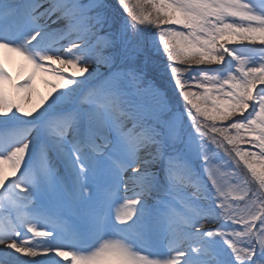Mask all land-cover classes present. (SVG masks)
<instances>
[{
    "label": "snow or ice",
    "instance_id": "1",
    "mask_svg": "<svg viewBox=\"0 0 264 264\" xmlns=\"http://www.w3.org/2000/svg\"><path fill=\"white\" fill-rule=\"evenodd\" d=\"M0 264H264V0H0Z\"/></svg>",
    "mask_w": 264,
    "mask_h": 264
},
{
    "label": "bare ground",
    "instance_id": "2",
    "mask_svg": "<svg viewBox=\"0 0 264 264\" xmlns=\"http://www.w3.org/2000/svg\"><path fill=\"white\" fill-rule=\"evenodd\" d=\"M22 61V58H20L19 56H15L12 61L9 63V70L12 72L16 69V66H18V64ZM40 87L43 93H45V96L48 95L50 89H48L40 80Z\"/></svg>",
    "mask_w": 264,
    "mask_h": 264
},
{
    "label": "rangeland",
    "instance_id": "3",
    "mask_svg": "<svg viewBox=\"0 0 264 264\" xmlns=\"http://www.w3.org/2000/svg\"><path fill=\"white\" fill-rule=\"evenodd\" d=\"M23 64H24V61H21V62L19 63V65L17 66L18 68H16V69L14 70V74H15V75H17V73L21 71V69H22V67H23ZM39 81H40V80H39V78H38V79H37V88H38L40 94H41L42 96H45V93H43V92L41 91ZM45 97H46V96H45ZM37 102H38V101H37Z\"/></svg>",
    "mask_w": 264,
    "mask_h": 264
},
{
    "label": "trees",
    "instance_id": "4",
    "mask_svg": "<svg viewBox=\"0 0 264 264\" xmlns=\"http://www.w3.org/2000/svg\"><path fill=\"white\" fill-rule=\"evenodd\" d=\"M111 3L115 4L116 3V0H112Z\"/></svg>",
    "mask_w": 264,
    "mask_h": 264
}]
</instances>
